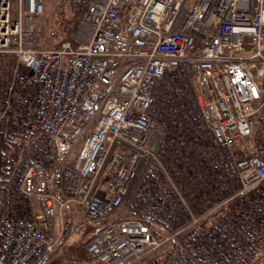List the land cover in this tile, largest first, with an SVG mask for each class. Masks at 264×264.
<instances>
[{
  "label": "built area",
  "instance_id": "1",
  "mask_svg": "<svg viewBox=\"0 0 264 264\" xmlns=\"http://www.w3.org/2000/svg\"><path fill=\"white\" fill-rule=\"evenodd\" d=\"M43 13L44 0H0V53L15 58L11 77L2 79L0 140L24 131L43 141L13 193L14 211L2 221L4 264H66L68 203L86 217L84 258L99 264H133L182 230L111 217L148 164L165 172L157 155L165 130L149 109L157 84L181 64L238 177L234 193L217 206L264 182V158L237 149L264 124V0H88L53 47L40 46ZM18 74L27 77L17 83ZM95 116L76 154V192L57 200L56 173Z\"/></svg>",
  "mask_w": 264,
  "mask_h": 264
},
{
  "label": "trees",
  "instance_id": "2",
  "mask_svg": "<svg viewBox=\"0 0 264 264\" xmlns=\"http://www.w3.org/2000/svg\"><path fill=\"white\" fill-rule=\"evenodd\" d=\"M87 2L56 0L48 5L46 30L40 46L48 47L64 39L69 21L84 10ZM187 68L181 64L175 72L165 74L155 88L149 114L165 130L157 152L165 172L155 163L146 166L142 179L125 201L126 214L136 215L146 223H156L171 233L182 229L165 243L166 248L159 254L160 260L158 263L153 261L154 264L231 263L233 254L236 256L241 251L246 255V251L249 252L247 246L236 247L234 244L239 239L254 241L264 228V201L246 197L231 203L228 213L220 211L206 224L199 222L208 214L192 221L191 214L197 215L194 209L197 205L207 207L211 199L217 202L212 206H217L234 193L239 181L230 155L215 143L194 101ZM14 69L15 58L0 53V110L6 102L2 79H9ZM26 77L18 74L17 83ZM31 135L21 131L13 140H0V264H4L5 255L1 241L2 221L17 205L13 193L30 162L23 156V151ZM243 141L251 143L252 149L264 158V124L258 125L250 137L238 143ZM241 151L244 156V149ZM167 171L172 178L167 176ZM78 179L70 168L60 169L56 173V190L58 187L74 190L79 184ZM209 182H215L217 189L206 186ZM181 194L185 202L181 200ZM256 214L261 218L255 223Z\"/></svg>",
  "mask_w": 264,
  "mask_h": 264
},
{
  "label": "rangeland",
  "instance_id": "3",
  "mask_svg": "<svg viewBox=\"0 0 264 264\" xmlns=\"http://www.w3.org/2000/svg\"><path fill=\"white\" fill-rule=\"evenodd\" d=\"M55 2H56V0H44V13H43V15L41 16V18H40V20L38 22V26H39V30L41 32V36H43V34H44L45 30H46V22H45L46 18H45V16L47 15V13H46L47 12V7H48V5H52ZM75 17H76V15L71 18V20L69 21V24ZM69 24H68V28H69ZM55 45L56 44H53V45L48 46V47H53ZM18 103L23 105V106H21L22 108L24 106H26L23 100H22V102H18ZM95 123H96V116L94 117V119L90 123V125H89L87 131L84 133V135L81 138H79V140H77V142H75V144L72 147V149L69 151V153L64 158L61 170H65L66 168H68V169L70 168L72 173H73V175H75L76 177L78 176V172H77L76 168L74 167L76 154H77L78 149L80 148L81 141L83 140L82 138L86 137V135L92 129V127L95 125ZM41 148H43V141L38 136L32 134L29 137V139L27 140V142H26V146H25L24 151H23V156L26 157L28 159V161H30L31 158L33 157L34 153L38 149H41ZM237 149L239 150L240 153H242L241 150L244 149L245 154L255 152L254 149H252L251 143L244 142V141L237 144ZM167 172H168L167 176H170V178H172L173 176H171V173L169 171H167ZM256 185L257 186L254 188V191L258 187H261V185H264V182H260L259 184H256ZM76 186H75V189H76ZM206 186H208L211 189H213V188L217 189V184L215 182L214 183L213 182L212 183L209 182V184H206ZM60 189H63V188L62 187L61 188L58 187L57 188V192L58 193H60V191H61ZM202 189L206 190L205 187H202ZM74 190H72L71 188L67 189V190L64 189L65 192H70V191H74ZM258 192H260V191H258ZM71 196H67V197H71ZM254 196H251L250 199L254 200L256 198V195H254ZM181 197L184 199L183 194H181ZM195 200H196V198H195ZM184 202H185V200H184ZM233 202H235L234 199L229 200L225 205H222V207H220V209H218V210L216 209L217 207L212 206L214 204H217V202L211 201V199L209 200V205L207 204V207H206L205 204H204L203 208H200L197 205V207L194 208V209H196L195 212H197L196 213L197 215L201 214L202 210L205 211V208H208V207L212 206L209 209V213H207L208 216L205 219H202L199 223L203 222L204 224H206L210 219H214L220 211L228 213V211L230 210L229 206ZM55 209H57V208H55ZM32 210L36 211L37 210V206L33 205L32 206ZM68 211L74 212L75 216L79 217V219H80L79 221L82 223V225L80 226L79 229L75 230V232L73 233L72 239L69 242V245L72 247V249L68 248L69 255H68V258L66 259L67 264H99L97 262H93L92 260L91 261H87L84 258V250H85V246L87 244V229H86L87 222H86V217H85L84 213L82 212V210H79L78 208H76L75 205H73V204L70 205V206H67V209L65 207L62 208V215H66ZM126 211H127L126 207L122 205L119 209H117L111 215V217L112 218H117V217H122V216H130V215L126 214L127 213ZM206 212L207 211H205V213ZM133 217H137L138 218V216H136V215H134ZM260 218L261 217L256 214V216H254V222L256 223L257 221H259ZM216 220H218V219H215L214 221H216ZM149 224L156 225L155 227H157L156 223L149 222ZM252 226H253V224H252ZM155 233L158 236H161L162 234H164L163 231H155ZM253 240L254 241L246 242V241H242V240L240 241V239H239L237 241V243L234 244V245L236 247H245V246H247L249 248V252L246 251V255H245L243 252L238 251V254L236 256L234 254L232 255L233 259L230 260L231 263H226V264H264V229L259 231L258 238H255ZM166 245L167 244L161 246L156 251L145 255L141 260L136 261L133 264H152L153 261H156V263H158V261L160 260L159 254H160L162 249L166 248ZM56 257H58V252L55 255V258ZM218 257L221 258L220 255H218ZM219 258H217V259H219Z\"/></svg>",
  "mask_w": 264,
  "mask_h": 264
},
{
  "label": "crops",
  "instance_id": "4",
  "mask_svg": "<svg viewBox=\"0 0 264 264\" xmlns=\"http://www.w3.org/2000/svg\"><path fill=\"white\" fill-rule=\"evenodd\" d=\"M79 180V179H78ZM77 189V188H76ZM76 189L74 190V191H70V192H65L64 191V189H60L61 191H60V193H58L57 192V190H56V198H57V200H63V199H65L67 196H71L72 194H74L75 192H76ZM258 191H260V192H258ZM256 192V193H255ZM262 192V193H261ZM254 195H256V198L254 199V200H259V201H264V185H261V187H258L257 189H255V191L253 190L251 193H249V194H247L245 197H243V198H240V199H244V198H246V197H251V196H254ZM255 197V196H254ZM234 199V198H233ZM240 199H234V201H236V200H240ZM70 205H72L71 203H68V204H66V206H65V208L67 209V206H70ZM54 206H55V208H57L56 206V203H54ZM222 206V205H221ZM221 206H217V210L218 209H220V207ZM228 207V206H227ZM77 208V207H76ZM79 210H82V209H80V208H78ZM82 212H83V210H82ZM213 213V212H212ZM67 216H71L72 217V220H73V222H72V226H73V230H72V233H71V235L69 236V238L67 239V241H66V245H67V247L70 249H72V247L69 245V242L71 241V239H72V236H73V233L75 232V230L76 229H79L80 228V226L82 225V223L79 221L80 219H79V217L77 216H75V213L74 212H71V211H68L67 212V214H66ZM262 229H264V228H262ZM54 233L56 234L57 233V229L55 228L54 229ZM262 238V237H261ZM260 238V239H261ZM70 246V247H69ZM71 252V251H70ZM57 258V257H56ZM55 258V259H56ZM93 262H96V261H94V260H92ZM66 264H67V261H66Z\"/></svg>",
  "mask_w": 264,
  "mask_h": 264
},
{
  "label": "water",
  "instance_id": "5",
  "mask_svg": "<svg viewBox=\"0 0 264 264\" xmlns=\"http://www.w3.org/2000/svg\"><path fill=\"white\" fill-rule=\"evenodd\" d=\"M35 65H36V63H33L32 64V66H31V68H30V70H29V75H31L32 73H33V70H34V68H35Z\"/></svg>",
  "mask_w": 264,
  "mask_h": 264
},
{
  "label": "bare ground",
  "instance_id": "6",
  "mask_svg": "<svg viewBox=\"0 0 264 264\" xmlns=\"http://www.w3.org/2000/svg\"><path fill=\"white\" fill-rule=\"evenodd\" d=\"M194 216V214H191V217Z\"/></svg>",
  "mask_w": 264,
  "mask_h": 264
}]
</instances>
